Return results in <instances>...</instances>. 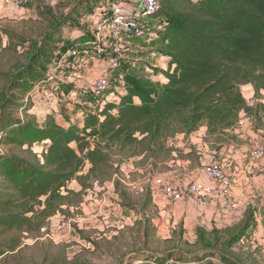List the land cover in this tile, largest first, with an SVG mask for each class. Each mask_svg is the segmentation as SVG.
Wrapping results in <instances>:
<instances>
[{
  "label": "trees",
  "instance_id": "obj_1",
  "mask_svg": "<svg viewBox=\"0 0 264 264\" xmlns=\"http://www.w3.org/2000/svg\"><path fill=\"white\" fill-rule=\"evenodd\" d=\"M89 2L78 0L66 13L45 6L35 37H16L18 44H26L18 66L0 75L8 88L0 96V145L10 148L8 154L0 152V238L39 233L49 218L77 207L82 192L94 183L112 181L124 198L126 189L119 190L115 177L130 160L137 166L169 160L177 150L168 141L188 138L202 127L203 142L212 140L209 148L219 149L235 140L231 133L239 118L250 122L247 128L264 113V0H158L159 10L144 18L145 36L154 32L155 55L165 59V67L151 64L134 72L125 69L130 63L123 59L118 69L122 91L103 104L85 91L93 107L81 109L84 115L76 123L64 117L65 127L54 113L38 120L29 110L43 90L39 84L50 77L54 54L65 43L67 20L75 23L89 15ZM246 85L253 88L254 105L242 96ZM17 112L21 118L13 117ZM71 181L79 192L67 189ZM152 202L149 193L141 210ZM248 216L241 226L198 227L193 240L185 239L182 230L179 242L192 250L177 252L175 247L160 258L143 252L139 264H206L210 258L241 264L231 249L255 230V218ZM135 225L146 249L155 229L147 219Z\"/></svg>",
  "mask_w": 264,
  "mask_h": 264
},
{
  "label": "rangeland",
  "instance_id": "obj_2",
  "mask_svg": "<svg viewBox=\"0 0 264 264\" xmlns=\"http://www.w3.org/2000/svg\"><path fill=\"white\" fill-rule=\"evenodd\" d=\"M77 1L21 0L23 9L18 16L5 17L0 11V75L11 74L18 66L23 47H26V44L23 46L18 44L19 41L16 37H35V32L41 28L39 13L45 6L57 7L60 9L59 11L66 13ZM89 1V15L79 18L78 21L75 20V23L67 20L68 23L64 29L65 43L60 52L54 54V62L49 66L50 77L39 84L43 90L33 98L34 106L29 110V114L34 115L38 120L44 119L47 114L54 113V119L65 127L62 120L64 117L74 123L78 122L84 115L81 109H84V105L91 103L90 98L85 96L87 84L83 75H91L92 69L83 68L88 67L83 66V62L90 58L96 59L95 39L105 40L107 36L106 22L111 8L118 2L126 3L128 0ZM154 35L152 32L142 39L123 38L121 58L124 59V63H130L125 69L130 68L134 72L138 69L143 70L156 60L157 47L152 40ZM76 46H79L77 58L66 55L68 50H75ZM158 63L162 65L164 62ZM3 80L4 78L0 76V96L8 94L7 83ZM157 80L163 81L162 78ZM241 93L244 99L249 95L242 89ZM3 97L1 98L3 99ZM262 100H264V96H262ZM255 102L253 94L250 103L254 105ZM22 115L21 112H17L13 117L21 118ZM247 129L255 138L264 139V113L260 112L255 123L251 122ZM185 140L186 138L183 141L169 140L173 142V146L175 144L177 146L181 141L183 147L176 149L177 152H174L176 157L171 156L169 160L159 162L158 166H154L151 162L142 166H137L134 163L131 171L123 165L115 178L119 180V190L126 189L124 198L117 195L112 181L94 183L90 189L82 192L81 203L77 207L64 208V213L49 218L39 233L18 234L12 232L0 238V244H2L0 251L3 253L0 256V264H139L140 259H143V252L152 253L156 258H160L175 247L177 252L192 250L182 246L179 242L178 234L184 230V213L180 214L177 211L175 215L170 213L163 219L159 215L156 204L141 210V204L149 193L153 199L152 191L154 189H151V185L157 179H161L159 184L155 185V189L158 190L164 186L180 185L184 187L190 182H196V175L202 173L207 165L218 163L223 170L225 169L226 161L223 157L215 155L212 157L213 159H209L210 153L204 151V146L199 150H193L187 146L188 144H185ZM208 142L206 144L209 147L213 142L212 140H208ZM231 143L250 147L249 143L239 144L236 139L230 140L228 143L224 142L222 145L227 146ZM72 147L76 149V145H72ZM208 147L207 149H209ZM218 147L219 150L223 148L220 145ZM32 150L39 151V147H33ZM214 151L218 152L217 149ZM0 152L8 154L10 148L0 145ZM248 152L247 150L246 160L248 162L246 165L252 163L251 170L253 172L246 173L244 179L249 185L254 182L260 189L256 191L257 194L264 198V156L259 160H252ZM204 155L208 157L205 158ZM114 159L116 160V158ZM87 168L86 166L84 172ZM229 177L232 181L233 178ZM67 189L75 192L81 190L75 181L67 184ZM228 197L229 192L227 197L222 199L225 200ZM165 200L170 203L166 198ZM181 202L184 205L194 203L186 193ZM235 203L237 204V201ZM191 207L196 206L192 205ZM141 219L149 220L155 229L154 237L146 249L143 248L141 237L137 239L138 235L136 234L138 226L135 223ZM257 228L256 225L253 235L248 232L246 239L231 249V253L241 264L264 263L261 244L264 243V229L262 227L261 230H257ZM173 232L177 233L176 237L169 242H164V239H167ZM13 246H16L14 250ZM260 247H262L261 250ZM136 254L139 258L132 259ZM172 259L175 260V257Z\"/></svg>",
  "mask_w": 264,
  "mask_h": 264
},
{
  "label": "crops",
  "instance_id": "obj_3",
  "mask_svg": "<svg viewBox=\"0 0 264 264\" xmlns=\"http://www.w3.org/2000/svg\"><path fill=\"white\" fill-rule=\"evenodd\" d=\"M139 1L140 0H128L126 3H123V6L128 9L132 14H138V7H139ZM164 62L162 65H160L158 62ZM165 59L164 58H156V60L152 63L153 67H165ZM83 68H91V75L95 72H98V63L96 59L90 58L83 62ZM88 74H84L85 83L89 81L90 76ZM242 90H245L248 92V97L251 98L254 94L253 88L250 85L243 86L241 88ZM84 109L88 107H93V105H84ZM82 112V111H81ZM85 112V111H83ZM205 128H200L197 132L190 135L186 140L184 141L185 144H188L187 146L191 147L193 150H199L202 146H204V151H208L209 159H213L212 157L215 155H220L224 158V161H226L224 167L225 172L233 178L231 186L229 188V197L225 200L221 199L215 202L210 203L205 208H201L197 206L195 203L192 205L196 207H191L192 205H184V203H176V204H170L168 203L165 198L158 195L156 193L155 185L159 184L161 179H157L154 183L151 185L152 191V197L153 202L152 204H156L157 210L159 212V215L161 218H165V216H169L170 213L172 215H175L177 211L180 212V214L184 213V225H183V237L187 240H193L195 238L194 231L196 228H204L207 231H210L212 228L222 229L226 227H236L240 225L245 217H247L249 214L252 213L254 216V220L256 222V225L258 226L257 230H261L262 227L264 229V198H262L261 195H258L256 191H259V187L254 184V182H251V185L247 184V181L244 179L246 173L253 172L252 169V163L247 164L246 160V152L249 151L254 142L257 138L254 137V135L249 131L247 128L234 130L231 135L235 137L237 142L242 144L243 142L249 143L250 147L243 146V145H235L233 143L227 144V146H222L220 150L217 149L218 152L214 151L216 149H210L207 144L203 143V138L205 136ZM240 133H239V132ZM198 133V135H197ZM255 138V139H254ZM181 140L183 141V136H177L174 139L171 140ZM240 140V141H238ZM255 140V141H254ZM180 141L179 144H176L173 146L172 141H168V146H173L174 148L183 147L182 142ZM209 149H207V147ZM248 147V148H247ZM230 149V150H229ZM210 150V151H209ZM228 153V154H226ZM245 155V156H244ZM173 157H176V155L173 153ZM205 158L208 157L204 155ZM203 158V159H205ZM133 160H130L128 163L125 164V166L128 167L131 171L133 170ZM159 164V163H157ZM156 164V166H158ZM151 175V174H150ZM154 175V173H153ZM161 178V176H158ZM195 181L198 184L210 186L212 183L205 177V175L202 173L196 175ZM155 193V194H154ZM237 201V204L235 203ZM229 203V204H227ZM231 203L236 204V208L233 209L230 207ZM256 203V204H255ZM255 204V205H254ZM168 206V207H167ZM185 206V207H184ZM196 209V210H195ZM236 211V212H235ZM249 212V213H248ZM251 212V213H250ZM180 216V215H179ZM174 225V222H173ZM255 230L250 232L248 230L247 232H250L252 235L254 234ZM264 231V230H263ZM243 241V240H242ZM264 242V240H263ZM263 246L260 247V250H263L264 253V243H261ZM206 264H223L216 258H210L207 259ZM264 264V263H261Z\"/></svg>",
  "mask_w": 264,
  "mask_h": 264
},
{
  "label": "built area",
  "instance_id": "obj_4",
  "mask_svg": "<svg viewBox=\"0 0 264 264\" xmlns=\"http://www.w3.org/2000/svg\"><path fill=\"white\" fill-rule=\"evenodd\" d=\"M21 0H0V11L5 17H16L22 11ZM159 10L158 0H140L138 14H132L123 6L117 3L111 8L110 15L106 22L107 36L105 40L95 39L96 61L98 72L93 73L86 85V92L91 98L100 104L106 102L111 94L122 91L123 75L119 72L122 58L121 43L124 37L143 38L146 24L144 18L153 15ZM66 55L77 58L79 50H68ZM247 105H251V98L244 99ZM250 122L245 118H239L235 130L245 128ZM252 160H259L264 156V139L257 138L248 152ZM205 177L212 183L210 186L190 182L186 186H164L156 193L164 196L170 203H180L186 193L193 199V202L205 208L210 203L227 197L231 186L229 175L218 163L207 165L203 169ZM231 208L235 209L236 204L231 203Z\"/></svg>",
  "mask_w": 264,
  "mask_h": 264
}]
</instances>
